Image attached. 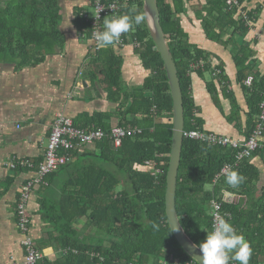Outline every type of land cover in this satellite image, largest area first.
Instances as JSON below:
<instances>
[{"label":"trees","instance_id":"16d2710c","mask_svg":"<svg viewBox=\"0 0 264 264\" xmlns=\"http://www.w3.org/2000/svg\"><path fill=\"white\" fill-rule=\"evenodd\" d=\"M239 1L248 20L254 22L260 7H249L251 0ZM190 2L194 3L192 11L205 37L231 47L236 82L245 93L244 122L224 63L221 60L214 63L212 53L190 42L182 26L181 15L186 13ZM157 6L179 77L184 130L209 131L204 128L205 121L192 94L191 74L196 73L204 80L212 104L221 109V96L229 101L228 114L221 111L237 130L242 129V139H247L264 98V74L260 75L253 67L255 52L249 42L235 39V35L244 37L250 25L242 17H236L234 11L227 10L224 0H157ZM73 13L81 35L87 23L78 14L79 6L74 7ZM126 13L144 14L143 0H127L121 15ZM62 18L60 0H0V58L13 61L16 67L43 61L64 43L65 36L59 27ZM86 34L89 36L90 32ZM125 36L126 40L139 42L134 52L140 58L145 77L141 84L125 88L122 57L112 46L91 56L88 72L93 84L104 86L107 99L116 107L111 112L78 114L72 120L75 127H100L106 136L74 147L70 151L71 160L46 174L43 182L37 184L40 194L37 203L45 223L37 246L40 250L52 246L58 254L43 257L35 264H158L162 258H169L171 264L173 260H193L172 236L165 213L172 99L163 61L145 20ZM199 61L202 66L194 68L192 65ZM249 75L253 79L247 86L244 80ZM112 117L117 118L116 123H111ZM127 124L138 126L141 132L125 136L120 146L113 147L108 136L111 129ZM252 154L233 168L246 179L238 188H231L224 176L215 183L212 180L221 167L235 162L236 149L184 137L175 207L185 232L198 244L212 228L211 200L221 201L223 210L231 215L228 221L251 246L249 264H260L264 258V181L257 187L261 177L250 160ZM42 159L33 163L28 158L32 167H22L16 158L13 169L36 171ZM119 185L122 186L118 188ZM234 191L244 195L247 202L225 200L224 195ZM46 192H51V197ZM81 219L83 228L94 225L95 237H87L78 228L76 222Z\"/></svg>","mask_w":264,"mask_h":264},{"label":"crops","instance_id":"0c3cea01","mask_svg":"<svg viewBox=\"0 0 264 264\" xmlns=\"http://www.w3.org/2000/svg\"><path fill=\"white\" fill-rule=\"evenodd\" d=\"M81 2L82 0H70L68 9L61 6L63 18L59 27L65 40L61 47L46 55L43 61L35 65L16 67L13 61L0 58V264H23L24 250L20 245L15 205L20 186L35 175V171L30 169L14 170L9 167V162L16 158H29L35 163L34 161L43 157L51 124L57 113L73 120L82 112H111L116 107L115 103L107 99L104 88L97 83L93 84V78L88 72L90 71L88 62L96 51L92 47L91 40L79 35L73 18L74 7L79 6ZM262 2L263 0L249 2V7L259 6L260 11L244 37L235 35L237 41L244 43L245 40L250 43L255 52L253 67L260 75L264 74V3ZM192 3L186 5L187 11L181 15L182 26L188 32L190 42L212 53L214 63H218L219 60L224 63L225 73L230 79V87L244 122V113L247 110L245 93L236 82V68L230 53L231 47H225L205 37L200 21L194 17L192 11L194 3ZM112 48L122 57L123 85L141 84L145 70L140 58L134 52V47L126 44L122 47L114 45ZM191 78L192 94L199 106V115L205 121L204 128L236 139L244 138L242 129L237 130L233 123H229L225 118L230 110L229 101L221 96V109L225 114L223 115L221 109L212 104L204 80L196 73H192ZM124 87L129 88L125 85ZM104 120L110 122L107 118ZM116 121V117L111 118V123ZM258 149L250 158L260 172L261 178L257 182V187L264 181V148ZM59 182L60 180H57V185ZM38 189L39 186L36 185L27 206L31 220V236L36 244L45 226L37 203L38 196L40 197ZM46 193L51 197V192ZM224 198L231 203L247 202V198L236 191L226 193ZM81 220L77 223L80 224ZM41 250L44 257L58 254L52 246ZM260 264H264V258Z\"/></svg>","mask_w":264,"mask_h":264},{"label":"built area","instance_id":"2783aa9c","mask_svg":"<svg viewBox=\"0 0 264 264\" xmlns=\"http://www.w3.org/2000/svg\"><path fill=\"white\" fill-rule=\"evenodd\" d=\"M224 2L227 10L234 11L236 17H242L247 24H252L248 20L246 12L243 10L242 4L239 0H224ZM126 4L127 0H82L79 5L78 14L87 23V27L82 28L81 36L83 38L87 37V39L91 40L92 47L95 51L98 49L92 38L93 31L103 30V19L105 17L121 15ZM88 7L92 8V14L89 13ZM97 13L99 15L98 19L95 17L97 16ZM87 31L90 32L89 36L86 34ZM126 38L125 34H123L120 43L116 46L122 47L126 44H129L132 47L139 46V42L135 39L129 41L126 40ZM202 64L203 62L199 61L192 66L197 68L199 66L201 67ZM252 79V75L247 76L244 80V84L250 86ZM258 108L259 112L256 115L254 127L247 139H236L228 135L199 129L183 131L184 137L200 140L209 145H220L236 149L235 162L227 163L221 167L219 172L214 176L212 183H215L221 176H223L224 169H233L242 159L250 157L256 149L260 147L264 148V98L259 103ZM140 132L141 128L136 125H115L108 136L113 147L117 148L120 146L121 141L125 136L136 135ZM104 136H106V133L100 127H75L70 117L61 113L55 115L45 144L43 159L38 164L35 175L20 186L19 195L16 200L15 214L18 231L20 232V245L24 250L23 264H35L39 259L44 257L42 250L38 248L34 238H32L30 230L31 220L27 206L34 187L40 182H43V177L46 174L56 171L60 166L70 161V151L74 147L87 145V143L91 144L96 140H100ZM17 160L22 167H32L29 160L25 158H17ZM8 165L11 168H16L15 160L9 162ZM210 215L212 220L211 226L218 217H223L227 220L231 218V215L223 210L222 202L216 199H212L210 202ZM168 259L169 258H162L158 264H169ZM171 264H192V260H173ZM231 264H235V262H231Z\"/></svg>","mask_w":264,"mask_h":264},{"label":"clouds","instance_id":"9594fccd","mask_svg":"<svg viewBox=\"0 0 264 264\" xmlns=\"http://www.w3.org/2000/svg\"><path fill=\"white\" fill-rule=\"evenodd\" d=\"M96 19L99 18L95 16ZM145 20V14H122L103 19V30H95L92 38L96 48L107 49L117 45L121 41V36L130 33L134 26L140 25ZM225 183L231 188H238L244 181L245 177L232 168L223 170ZM170 223V220H169ZM171 231L180 230L178 219L175 223H170ZM154 228L158 225L154 224ZM194 249L199 250V257L192 255V264H249L252 255V249L245 237L238 233L234 226L225 218L218 217L215 219L211 231L206 233L205 238L198 244H193Z\"/></svg>","mask_w":264,"mask_h":264},{"label":"water","instance_id":"95a60500","mask_svg":"<svg viewBox=\"0 0 264 264\" xmlns=\"http://www.w3.org/2000/svg\"><path fill=\"white\" fill-rule=\"evenodd\" d=\"M143 12L145 14V24L149 31V35L152 38L155 47L163 61V66L169 85V92L172 99V137L168 167L165 177L166 186L164 195L167 223L171 230L170 223H175V218L178 219L180 230L172 232V236H174L179 246L190 257H192V255L199 257V250L192 247V245L196 243L189 237V235H187L184 228L182 227L175 207L177 174L181 156L182 142L184 138V110L182 109L183 98L179 77L177 75V69L172 53L169 49L168 40L164 35L160 24V14L157 6V0H143Z\"/></svg>","mask_w":264,"mask_h":264},{"label":"rangeland","instance_id":"374dc122","mask_svg":"<svg viewBox=\"0 0 264 264\" xmlns=\"http://www.w3.org/2000/svg\"><path fill=\"white\" fill-rule=\"evenodd\" d=\"M61 1V6L64 8V9H68V7L70 6V0H60ZM88 11L90 14L93 13V10L91 7H88ZM206 78H208V76H206ZM125 86L127 87H130L131 85L130 84H124ZM135 85V84H134ZM137 85V84H136ZM104 88V86H102ZM105 89V88H104ZM122 185H119V187H121ZM76 224L78 225V228L82 229L83 230V233L84 235H86L87 237H95L96 236V230L94 227L93 224H90V226L86 227V228H83V221L81 220L80 224L76 222ZM100 239V238H99ZM42 259V258H41ZM39 259V260H41ZM38 260V261H39Z\"/></svg>","mask_w":264,"mask_h":264}]
</instances>
